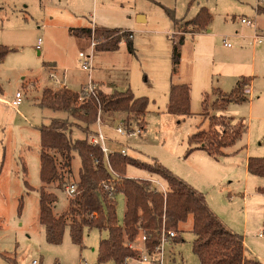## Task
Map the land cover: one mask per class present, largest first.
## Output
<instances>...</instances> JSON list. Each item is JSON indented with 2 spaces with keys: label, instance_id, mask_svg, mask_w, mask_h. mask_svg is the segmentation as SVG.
Listing matches in <instances>:
<instances>
[{
  "label": "rangeland",
  "instance_id": "374dc122",
  "mask_svg": "<svg viewBox=\"0 0 264 264\" xmlns=\"http://www.w3.org/2000/svg\"><path fill=\"white\" fill-rule=\"evenodd\" d=\"M254 5V0L244 4L236 0H0V46L12 50L0 61V264H115L99 262V245L102 239L108 237L107 231L85 229L82 244L77 245L73 243L70 228L67 227L63 242L52 245L47 242L45 227L40 223V192L44 186L40 175V128L49 125L55 118L68 116L64 112L40 106L45 88L54 91L67 89L50 79L52 72L58 75L65 72L68 89L80 95L92 79L97 90L106 94L131 90L138 98H148L147 130L143 129V133L122 136L116 132L118 125L127 119L126 113L111 119L102 114L104 125L100 128L107 139L113 142H108L109 149H126L130 158L151 166L160 163L170 170L165 164L168 163L179 167L180 173L188 171L182 160L189 146V136L199 130L209 129L222 136L242 122L246 131L234 146L226 150L230 155L221 158L218 164L210 159L213 170L198 161L199 171L207 181L217 183V188H211L215 190L211 194L220 193L222 200L235 211L236 220L242 224L245 212L248 213L250 227L246 231V242L249 248L262 256L263 260L260 261L264 264V239L259 237L264 226V214L259 212L264 209V194L257 191L258 187L255 188V184L264 185V178L251 179L258 181L246 183L244 177L247 153H251L252 157L264 158V64L260 65L261 61L264 62L263 56L258 53L256 57L253 109L252 101H247L231 104L227 111L214 110L212 106L215 103L221 105L223 100L208 92V109L204 112V97L197 92L204 77L207 78L213 69H222L223 61L232 50L225 43L236 48L238 43L232 36L237 31L250 34L249 27L242 25L241 19L246 16L254 20ZM201 7L210 10L213 17L210 27L213 34L219 33L221 36L210 39L214 55L207 51L208 56L196 63L199 67L196 68L194 88L192 86L194 102L191 96V111L194 115L186 119L172 117L167 113L169 90L164 89V81H168L172 69L173 42L185 35V30L192 31V27L185 23L192 20ZM166 10L174 11L180 22L179 27L174 25ZM233 14L237 16L235 21ZM138 15L146 16L147 22L140 23L143 21L141 18L138 22ZM95 27L132 32L135 55L130 54L127 44L122 42L118 51L97 53L95 56L92 38L74 35L70 31ZM184 37L186 44L183 53L186 57L185 69L188 70V58L195 36L186 34ZM40 39L43 41L41 52L36 48ZM248 51L251 49L242 50ZM80 53L93 54L92 76L81 68ZM50 62L56 63L58 70H51L53 65ZM44 63L49 65L46 67ZM17 92L23 95L22 104L14 109L9 103L13 102ZM258 96L260 100H257ZM220 114L227 117L233 115L234 118L226 121L214 119ZM201 117L205 121L203 126ZM146 123L135 120L132 129L146 127ZM97 130L96 123L91 131ZM91 136L90 132L84 134L74 130L75 139H90ZM58 163H61L60 159ZM224 164L227 168H224ZM80 168L81 160L76 155L71 174L64 173L66 187L61 190L59 183H54L47 188L48 192L58 196V203L54 207L56 216L68 210L71 198L69 191L79 179ZM213 171L214 177H208ZM224 172L230 176L226 184L221 181ZM126 177L159 181L167 187L160 177L133 166H127ZM193 177L196 175L193 174ZM200 188L199 191L207 196L209 188L205 181L200 184ZM230 197H233V201H230ZM115 201L117 219L119 225L123 226L126 206L124 195L117 194ZM192 223V218H189L179 228H168L178 230L180 237L167 244L166 264H200L193 251L196 236ZM136 241L141 246V240Z\"/></svg>",
  "mask_w": 264,
  "mask_h": 264
},
{
  "label": "trees",
  "instance_id": "16d2710c",
  "mask_svg": "<svg viewBox=\"0 0 264 264\" xmlns=\"http://www.w3.org/2000/svg\"><path fill=\"white\" fill-rule=\"evenodd\" d=\"M174 25L179 27L172 10H166ZM257 13L264 16V6L257 7ZM212 23V15L207 7H201L197 15L186 26L192 27L191 32L206 31ZM72 34L81 37L94 38L97 42L96 51L116 52L122 42L127 44L130 54L135 55L134 35L122 29L104 27L71 29ZM185 35L173 42L172 63L173 73L178 72L181 63L180 47L185 43ZM12 50L0 46V61H3ZM49 64L44 63V66ZM250 78L242 77L230 93L213 89L212 93L222 98L223 103L212 106L214 110L225 111L231 104H243L249 101L246 87ZM209 94L204 95V112L208 109ZM40 106L55 112H64L66 118H55L49 125L40 128L41 134V181L44 186L40 192V223L45 227L46 240L49 244L60 245L63 242L65 230L70 228L73 243L81 245L85 229L107 231L108 237L102 239L99 245V262L125 264L128 257H137L138 253L130 248L141 233L147 235L146 248L153 252L160 244L164 229L179 228L189 218L193 221V251L200 264H262L250 256L244 237L229 229L208 205L206 196L192 185L176 176L160 163L150 164L140 162L128 155L113 152L108 156L99 146H95L88 138L75 139L74 130L84 134H93L91 128L97 123L99 115L114 117L120 113L128 114L124 122L126 131H131L133 121L146 123L149 100L146 97H136L131 90L106 94L100 89L94 95L82 99L80 93L62 89L54 91L45 88L42 92ZM167 113L177 117H190L191 87L188 84L172 85L170 89ZM214 119L224 120L223 115ZM143 131L145 126L140 127ZM213 128V126H212ZM246 131L242 122L231 132L220 136L213 130H199L188 138L189 148L186 157L196 149L205 150L215 159L224 155L223 150L232 147ZM81 160L79 179L76 191L69 198L68 210L56 216L54 207L58 196L48 192L47 188L59 183L62 190L66 187V174H71L75 156ZM61 163H58V160ZM60 164V166H59ZM127 166L147 170L163 179L167 184V192L157 191L151 181L136 180L126 177ZM248 172L252 176L264 178V158L250 157ZM114 173L120 178L115 183L112 195L106 190L103 182L114 180ZM258 192L264 194V188ZM125 197L124 224L119 225L116 211V196Z\"/></svg>",
  "mask_w": 264,
  "mask_h": 264
},
{
  "label": "crops",
  "instance_id": "0c3cea01",
  "mask_svg": "<svg viewBox=\"0 0 264 264\" xmlns=\"http://www.w3.org/2000/svg\"><path fill=\"white\" fill-rule=\"evenodd\" d=\"M236 1L244 4L248 0H236ZM254 2H255V5L253 6V11L255 12L254 20H252L246 16L242 17V19H248L251 22H253L252 25H247V24L242 23V25L249 27L248 33H250V34H247V35L240 34L237 31V34L232 36V38L235 39L238 43L237 47L236 48L233 46L231 47L232 50L228 52L229 56L222 63V69L219 68L217 71H215V69H213V71L210 72V75H208L207 78H205V77L203 78L202 84L199 87V89L197 90L198 94H201V96L204 97L205 94H208V92L209 93L212 92L213 89H220L224 93H230L235 88L238 81L242 77H246V78H250V84L246 87L245 91H246L247 97L249 96V98H248L249 101L250 102L252 101V103H253L251 105V108L253 109L255 98H253L252 96H254L255 91H256V78H257L256 57H257V54L259 53L264 58V16L259 15L257 13V7L259 5L264 6V0H254ZM199 10H200V8L198 9V12H199ZM232 17H233V21H235L237 19L236 14H233ZM140 18L143 19V21L140 23L147 22L146 16L138 15L137 16L138 22H139ZM212 19H213V17H212ZM242 19H241V22H242ZM188 35L195 36V39L192 42L193 46H192L191 56H189V58H188V62H189V64L187 65L188 70L185 69L186 57L184 56L183 48H184L186 43H184L180 47L182 59H181L180 66L178 68V72L176 74L173 73V63H172V69L168 74V81L167 80L164 81V89L169 90V96H170V89H171V86L173 84L174 85L188 84L191 87L192 102H194L193 88H194V84H195V80H196L195 77H197V74H196L197 69L196 68L199 67V65H197L196 63L199 60H202L205 56H208L207 51H210L214 55V48H213V46L211 47L210 39H212L213 36H217L220 34L219 33L213 34V29H212V27L209 26V28L206 31H203L201 33H194V34L190 33ZM257 35H259L261 38L256 39L255 37ZM133 41H134V38H133ZM245 48H248V49L250 48L251 51L250 52L249 51L248 52H242V50ZM94 53H95L94 55L96 56L97 53H114V52H99V51L95 50ZM50 63L53 65L50 68L51 70L52 69L58 70L56 63H54V62H53L54 64L52 62H50ZM262 64H264L263 61L260 62L261 66H262ZM262 77L264 79V75H262ZM192 86H193V88H192ZM65 87L68 88L67 85ZM228 88H230V89H228ZM227 90H231V91H227ZM198 94H197V96H198ZM260 99H261V97L258 96L257 100H260ZM168 103H169V97H168ZM228 108H229V106H228ZM227 110H229V109H226V111ZM221 112H223V111H221ZM193 115L194 114L192 113V116ZM171 116L177 117V116H173V115H171ZM192 116H190V117H192ZM225 117L228 120H233V118H234L233 115L230 117L229 116L228 117L225 116ZM107 118L111 119L112 117L107 116ZM181 118L186 119L189 117H181ZM201 120H202V126H203L205 121L203 120L202 117H201ZM145 121H146V118H145ZM180 122L181 121H179V123ZM202 126H200V127H202ZM100 127L101 126H98V129H101ZM131 128H132V126H131ZM146 130H147V123H146V127H145V131ZM97 132H98V130L96 131V133ZM96 133H93L92 135H94ZM108 142H111V141L108 140ZM108 142H107V144H108ZM111 143H113V142H111ZM188 148H189V146H187L185 152L183 153V156H185V157H184V160H182V163H184L183 165L186 167V169H188V171H183V173H180L178 171L179 167L165 163V161H163V162L166 164V166H168L170 168V170L175 172L174 174H178V177L180 176L179 178L182 177L181 179H185L190 184H192V186H195V188L198 190L201 189L200 184L201 183L204 184V181H205V184H207L208 188H209V189H207V192H206V194H207L206 199H207V202H208V205L210 206V208L214 211V213H216L219 216V218L226 224L227 227H229L230 229L234 230V232H236V233H238L244 237V244H245V247H246L247 251L249 252L250 256H253V254H254L256 256V258H258L259 260L260 259L263 260L262 256L259 255L258 253H256L255 251H253V249L249 248V246L246 242V238H247V235H246L247 232L246 231L250 227V222L248 220V213L245 212V217H244L242 224L239 220H236L235 211L232 210V207L227 206L225 200H222L220 193L217 192V194L216 193L211 194L212 192L215 191L211 188H217V183L207 181V179L202 177V173L199 171L198 161H202L203 163H205L206 166L209 167V169H211L212 165H211L210 159L215 160L217 164L220 163L221 158L230 155L226 151L228 148L224 149V151H223L224 155L221 156L219 159H215L214 157H211L205 150H203L201 148L194 150L189 156L186 157V152H187ZM123 151H125L126 154L128 155V152L126 149L114 150V151L111 150L112 153L113 152L122 153ZM250 157H252L251 153H247L246 157H245V171H244V177H245L246 183H248L249 181H255L256 182L258 180H251V179L261 178V177L252 176L248 172V160ZM223 166H224V168L225 167L227 168L226 164H224ZM212 168H214V167H212ZM211 170H213V169H211ZM193 174H195L196 177H193ZM214 175H215V172L213 171L212 173L209 174L208 177L212 178V177H214ZM229 178H230V176L224 172L223 178H221V181H225V184H226V180H228ZM151 182H153V181H151ZM257 183H260V182H257ZM256 187H258L257 188V191H258L259 188H264V185L259 186V185L255 184V188ZM165 188H167V187H165ZM244 200H246V198H244ZM230 201H233V197H230ZM259 212L264 214V209L259 210ZM192 227H193V223H192Z\"/></svg>",
  "mask_w": 264,
  "mask_h": 264
},
{
  "label": "built area",
  "instance_id": "2783aa9c",
  "mask_svg": "<svg viewBox=\"0 0 264 264\" xmlns=\"http://www.w3.org/2000/svg\"><path fill=\"white\" fill-rule=\"evenodd\" d=\"M242 23L247 24V25L253 24V22H251L248 19H242ZM255 38L260 39L261 37L257 35ZM42 44H43V41L42 39H40L36 47L39 52L42 51ZM225 45L227 47H232L230 43H225ZM92 46L93 48L96 49L97 42L95 41L94 38H92ZM80 65L84 71L88 72L90 76H92L93 54L92 53L91 54L80 53ZM50 79L58 86H63V85L66 86V83H65L66 73L65 72L61 75H58L56 72H52V74L50 75ZM96 90L97 88L91 79L90 84H88V86L84 90V93L81 94L80 96L82 99H85L87 97H90L91 95H94ZM22 98H23V95L20 92H17L13 102L9 103L10 106L14 109H18L22 104ZM97 124L98 126L104 125L101 115H99L98 117ZM116 132L122 136H125V135L131 136V135H135L136 133L141 134L143 131L140 127L136 129L131 128L130 132L126 131L124 127V123H120L118 127L116 128ZM90 142L94 144L95 146H99L106 156L112 153L111 150L107 146L108 139L103 134L101 129H99L96 134L91 136ZM122 155L126 156L127 154L125 151H123ZM119 178L120 177L114 173V180H111L110 182H103L102 186L110 192V195L113 194L115 190V183L119 181ZM152 183L154 186L156 185L155 187L157 188L156 189L157 191L164 192V193L167 192L166 188L159 181H155ZM75 191H76V186L74 185L70 188V191H69L70 195H73ZM179 237H180V234L178 230L176 229L169 230L164 227L162 234H161L160 244L156 247L155 251L150 252L145 246V244L147 243L148 237L147 235H145V233H141L139 237L137 238L141 240V246L137 245V241L129 245L133 251H136L138 253V256L126 258L125 264H166V258H165L166 246L167 244L169 243L171 244V242H174ZM259 237L261 239H264V227L259 233Z\"/></svg>",
  "mask_w": 264,
  "mask_h": 264
}]
</instances>
